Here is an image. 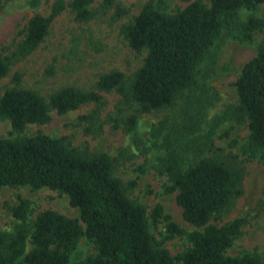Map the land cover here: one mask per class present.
I'll return each mask as SVG.
<instances>
[{
  "label": "trees",
  "instance_id": "trees-1",
  "mask_svg": "<svg viewBox=\"0 0 264 264\" xmlns=\"http://www.w3.org/2000/svg\"><path fill=\"white\" fill-rule=\"evenodd\" d=\"M184 1L189 2L185 7L167 12L163 0H145L136 15L120 24L128 46L137 54L146 52L131 77L112 70L101 74L92 89L67 85L43 96L21 86L20 75L15 74V85L0 94V119L8 120L11 127L8 136L0 135V192L5 187H46L66 195L78 210L77 217H70L47 208L30 220L28 199L19 197L15 205L5 202L18 222L10 231L0 229V264H264V254L258 252L227 253L248 222L244 216L223 222L243 193L246 169L237 153L213 142L223 121H246L249 133L240 151L248 158L258 157L264 165V38L234 82L237 102L215 115L210 126H202L205 110L220 100L207 82L211 69L205 72V58L226 26L233 25L235 38L250 42L254 34L264 32V19L254 13L245 20L238 16L240 8L255 11L264 0ZM66 8L78 22L99 13L108 14L111 21L129 14L117 0H55L47 15L35 13L28 19L21 39L0 49V81L43 42L53 20ZM112 91L120 96V112H129L122 123L113 116L108 122L113 129L122 127L132 134L137 148L143 143L136 131L139 116L174 110L181 100L175 119H161L152 137L163 148L156 169L167 178L166 191L176 192L183 219L192 230L172 221L160 203L148 212L128 195L127 187L136 182L125 184L114 174L126 148L111 156L79 149L65 137L41 131L22 134L27 125L49 122L52 111L65 114L84 104L101 106L102 93ZM98 113L94 109L80 116L88 123L87 133H102L104 123L97 124ZM149 219L155 224L165 219L164 239L182 237L189 245L172 255L154 236ZM82 237L95 252L73 260Z\"/></svg>",
  "mask_w": 264,
  "mask_h": 264
},
{
  "label": "rangeland",
  "instance_id": "rangeland-1",
  "mask_svg": "<svg viewBox=\"0 0 264 264\" xmlns=\"http://www.w3.org/2000/svg\"><path fill=\"white\" fill-rule=\"evenodd\" d=\"M55 0H0V49L12 46L22 37V30L28 19L35 13L47 15ZM68 1V0H65ZM129 9L124 19L111 21L108 14L99 13L86 22H78L69 8H66L52 22L49 32L43 42L25 58L14 64L9 75L0 81V94L5 88L15 85L13 76L20 75V85L31 88L43 96L67 85L82 89H92L101 74L119 70L125 77H131L141 66L146 52L135 53L119 32L120 24L136 15L145 0H117ZM164 10L172 12L185 7L189 2L184 0H163ZM209 3V0H202ZM254 13L264 19V3L255 11L240 8L238 16L245 20ZM226 26L223 34L217 39L205 58L203 68L209 71L207 82L220 95V100L212 103L206 110L204 128L210 126L213 117L237 102L238 95L234 82L238 78L245 62L255 56L257 45L264 38V32L254 34L253 41L235 38L234 29ZM104 103L96 106L93 103L81 105L78 109L65 114L51 112L49 122L27 125L23 135H33L41 131L52 137H65L66 142L79 149L104 151L111 156L119 154L120 148H126V156H119L114 174L125 184L135 181L134 187H127L128 195L138 203L143 204L149 212L153 206L160 203L163 213L171 217L177 225L185 230L194 227L182 216V209L176 201V192H167V178L158 173V157L163 154L159 141L152 137L154 126L163 118L175 119V110L179 106L178 99L174 110L165 109L138 118L136 131L143 143L139 148L133 143L132 134L122 127L112 128L108 122L109 116L122 118L129 112H120V96L112 92H103ZM98 109L103 122L102 133H87L88 123L80 116ZM93 125V123H92ZM96 127V126H94ZM10 123L0 119V135L10 134ZM247 122L237 123L225 120L216 127L213 142L217 147L237 153L239 160L246 169L242 182L243 193L237 198L233 208L224 216L223 222L235 217L244 216L248 219L232 246L227 250L230 255L244 251L264 254V165L258 157L248 158L240 151L248 136ZM233 143V145H231ZM23 197L30 201L32 209L29 219L43 209H53L70 217H77L78 210L71 207L64 194L49 188L31 189L29 186L5 187L0 192V229L10 231L18 222L12 213L4 207L18 203ZM165 219L156 224L149 219V225L154 236L176 255L185 249L189 242L182 237L164 239L166 235ZM92 244L82 237L72 252L73 260L84 259L94 253ZM181 264V263H177Z\"/></svg>",
  "mask_w": 264,
  "mask_h": 264
}]
</instances>
